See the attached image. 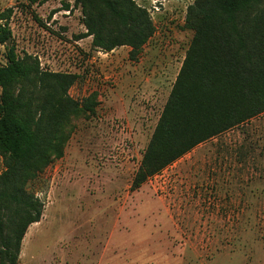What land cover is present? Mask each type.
Returning a JSON list of instances; mask_svg holds the SVG:
<instances>
[{
    "label": "rangeland",
    "instance_id": "1",
    "mask_svg": "<svg viewBox=\"0 0 264 264\" xmlns=\"http://www.w3.org/2000/svg\"><path fill=\"white\" fill-rule=\"evenodd\" d=\"M194 1L136 0L155 32L133 59L127 45L107 52L84 36L76 0H0V13L14 8L17 55H31L43 71L76 74L69 94L94 102L93 113L76 120L63 157L28 184L44 214L27 231L20 264H246L253 242L264 241V221L248 234L241 210L246 171L264 169V113L131 188L194 36L186 26ZM6 52L0 44V64ZM230 197L235 204L222 201Z\"/></svg>",
    "mask_w": 264,
    "mask_h": 264
},
{
    "label": "trees",
    "instance_id": "2",
    "mask_svg": "<svg viewBox=\"0 0 264 264\" xmlns=\"http://www.w3.org/2000/svg\"><path fill=\"white\" fill-rule=\"evenodd\" d=\"M46 0H27V6ZM84 36L104 51L127 45L136 59L155 32L136 0H76ZM9 7L0 13V264H20L29 227L42 220L44 203L28 184L64 155L77 119L93 113L69 90L77 75L43 71L12 43ZM186 26L194 36L186 52L132 189L199 143L264 112V0H195ZM93 99V98H92Z\"/></svg>",
    "mask_w": 264,
    "mask_h": 264
},
{
    "label": "crops",
    "instance_id": "3",
    "mask_svg": "<svg viewBox=\"0 0 264 264\" xmlns=\"http://www.w3.org/2000/svg\"><path fill=\"white\" fill-rule=\"evenodd\" d=\"M263 113L264 112L246 120L245 122H243L241 124H244L248 121H252L254 119L256 120V118L258 119ZM257 122H258V120H257ZM252 124H254V122ZM250 126H252V125H250ZM231 128H229V129H231ZM229 129H227V130H229ZM227 130H225V131H227ZM251 130H253V129H251ZM258 139L259 138H255V137L253 138L252 137L253 141L254 140L258 141ZM253 148H255V147H253V145H252V147L249 148V151L252 150ZM256 152H257V150L256 151L252 150V151H250V155L252 157H255L254 155L258 154ZM246 173L251 174V180L247 179V181L245 183V189H246V191H245V203L246 204H245V208L241 209L242 214H243L242 218L250 221L249 223H247V229H245V230H247V233L251 234V235H255V232H260V226L262 224V221H264V169L261 168V169L254 170V168H251V169L248 168ZM234 200H235L234 198L230 197V200L223 199L222 201H224V203L229 202V204L233 205V204H235ZM217 204H219V203L217 202ZM239 204H240V202H239ZM228 215L230 216V214H228ZM229 216H228V218H229ZM237 217H238L237 219L239 221H241L240 216L238 215ZM254 221H261V223H258V222L254 223ZM37 223H39V222H37ZM239 224H241V223L239 222ZM263 225H264V223H263ZM232 230H234V228ZM239 231H240V228H239ZM20 255H21V253H20ZM246 264H264V241L263 240L257 239L253 242V244L251 246V254L248 257Z\"/></svg>",
    "mask_w": 264,
    "mask_h": 264
}]
</instances>
